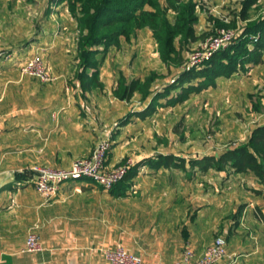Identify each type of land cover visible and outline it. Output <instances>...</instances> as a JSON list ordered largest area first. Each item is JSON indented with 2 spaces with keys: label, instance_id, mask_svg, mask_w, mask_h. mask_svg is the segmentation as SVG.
I'll return each mask as SVG.
<instances>
[{
  "label": "crops",
  "instance_id": "0c3cea01",
  "mask_svg": "<svg viewBox=\"0 0 264 264\" xmlns=\"http://www.w3.org/2000/svg\"><path fill=\"white\" fill-rule=\"evenodd\" d=\"M201 1L214 17L228 15L241 0ZM14 15L27 19L25 26ZM209 17L200 13L197 35L211 31ZM77 43V22L66 3L0 0V264H108L104 252L120 247L143 264H174L187 245L201 256L218 236L226 239L228 255L219 264H264V183L251 174L201 172L188 164L220 155L224 146L244 143L264 126V107L253 111L255 95L264 97V61L245 74L220 78L215 88L182 104H163L123 125L131 113L145 112L152 99L115 98L120 73L143 80L157 72L156 93L179 70L169 73L153 33L145 29L130 41L122 39L105 57L104 87L85 91L78 79ZM35 56L56 81L22 75L23 63ZM105 138L113 140L110 167L135 159L126 195L88 179L64 183L50 200L37 192L36 168L69 169ZM167 156L185 159L186 170L161 165ZM32 231L44 250L22 253Z\"/></svg>",
  "mask_w": 264,
  "mask_h": 264
},
{
  "label": "trees",
  "instance_id": "16d2710c",
  "mask_svg": "<svg viewBox=\"0 0 264 264\" xmlns=\"http://www.w3.org/2000/svg\"><path fill=\"white\" fill-rule=\"evenodd\" d=\"M28 4L36 0H25ZM56 4L66 3L72 17L77 22L79 60L78 79L85 91L103 88L100 70L105 57L114 48H119L122 39L130 41L139 31L148 29L153 33L161 62L169 73L172 68L179 70L161 92L153 87L161 79L152 72L145 79H128L120 73L114 96L121 101H130L135 95L142 101L152 99L143 113H131L122 123L127 124L132 117H146L154 114L161 106H175L189 100L193 95L215 88L220 78L230 79L239 73H246L251 65L264 61V0H241L239 8L229 9L228 15H210L212 32L197 35L199 15L206 11L201 0H55ZM241 30V35L228 48L213 54L200 65L191 68V57L197 53L191 45L202 50L205 43L219 36L222 30ZM185 53L188 56L185 58ZM255 112L263 109L264 97L255 95ZM251 99L254 95L250 96ZM121 124V125H122ZM112 148H113V140ZM217 156L191 159L192 170L201 172L232 171L238 175H253L259 183H264V126L254 129L244 143H232ZM133 157H126L123 165ZM161 165L186 170L187 161L170 156L160 159ZM136 163V162H135ZM160 164V162H158ZM107 166L108 161H107ZM136 165L111 190L124 196L129 192L130 181L136 173ZM220 237V236H218ZM216 237V238H218ZM215 238V239H216ZM214 239V240H215ZM227 242V241H226Z\"/></svg>",
  "mask_w": 264,
  "mask_h": 264
},
{
  "label": "built area",
  "instance_id": "2783aa9c",
  "mask_svg": "<svg viewBox=\"0 0 264 264\" xmlns=\"http://www.w3.org/2000/svg\"><path fill=\"white\" fill-rule=\"evenodd\" d=\"M238 37V31L222 30L218 37L212 38L204 44L202 53L197 52L191 57L188 70L209 60L214 53L228 48ZM232 38L233 41H231ZM227 39L231 40L226 43ZM221 44L225 45L221 47ZM199 54L206 59L202 61L197 59ZM6 57L9 59L10 55ZM20 69L22 75L37 78L43 83H52L58 79L52 74L50 68L40 56L28 59ZM111 148L112 142L107 139L96 148L88 159L73 163L69 169L36 168L35 189L39 194L50 200L56 197L61 185L64 183L88 179L105 190L111 191L125 177L129 169L136 165L134 159H129L123 165L107 166ZM43 250L44 247L40 237L35 232H30L25 247L21 252L39 253ZM104 254L108 264H143L141 257L127 251L123 247L115 250H106ZM227 256L226 239L218 237L207 246L201 256H197L193 248L187 245L174 264H219Z\"/></svg>",
  "mask_w": 264,
  "mask_h": 264
},
{
  "label": "rangeland",
  "instance_id": "374dc122",
  "mask_svg": "<svg viewBox=\"0 0 264 264\" xmlns=\"http://www.w3.org/2000/svg\"><path fill=\"white\" fill-rule=\"evenodd\" d=\"M202 3V5L205 7V9H206V11L208 10V7H209V4L207 3V1H201ZM208 12H209V10H208ZM207 12V13H208ZM209 15H213V12L211 11L210 12V14ZM11 16V15H10ZM10 18V17H9ZM13 18L15 19L16 18V16L14 15L13 16ZM27 18H32L31 16H27ZM9 21H11V22H9V25H11V23H13V21L14 20H11V19H9ZM15 21L18 23V21H20L24 26H25V24L27 23V19H24V18H20V17H17L16 19H15ZM12 27H14V29H15V26H12ZM9 28H11V26L9 27ZM13 29V30H14ZM18 29H19V27H18ZM212 30H214V28H211V31L210 32H212ZM11 31L12 30H7V33H11ZM16 31V30H15ZM15 31H13V32H15ZM26 34H27V32H26ZM25 34V35H26ZM219 34H220V32H219ZM218 34V35H219ZM238 34H239V36L241 35V30L239 29V31H238ZM218 37V36H217ZM231 40V39H230ZM230 40H226L227 42L226 43H228ZM231 41H233V38H232V40ZM225 43V44H226ZM225 44H221V47L222 46H224ZM147 46H148V49H149V52H150V55H151V57H152V59H156L155 57L157 56L156 55V52H155V50H156V47L153 45V43L152 42H149L148 41V43H147ZM154 50V51H153ZM195 50L198 52V53H202V50H200V49H198V48H196L195 47ZM192 52V50L188 53V54H190ZM208 55V54H207ZM197 59H201V61L203 60V59H206L205 57H202L201 56V54H199L198 56H197ZM200 61V60H199ZM153 66L155 65V63L154 62H150ZM239 74H245L244 72L243 73H239ZM171 81V80H170ZM254 111V110H253ZM218 116V115H217ZM213 125V124H212ZM213 131V130H212ZM212 139V135H210L209 136V140H211ZM107 139H109V140H111L110 138H105V139H103V140H101V141H99L96 145H95V147H94V149L92 150V152H91V154L96 150V148L102 143V142H104L105 140H107ZM237 144H239V143H237ZM230 146H232V145H226V146H224V148H228V147H230ZM111 151H112V148H111ZM111 151H110V153H111ZM109 153V154H110ZM91 154L88 156V157H84L83 159H80V160H86V159H88L90 156H91ZM134 159V158H133ZM80 160H78V161H80ZM135 160V159H134ZM77 162V161H76ZM75 163V162H74Z\"/></svg>",
  "mask_w": 264,
  "mask_h": 264
}]
</instances>
